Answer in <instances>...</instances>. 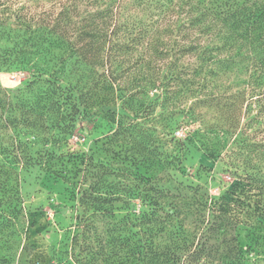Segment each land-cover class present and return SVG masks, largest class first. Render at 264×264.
I'll return each instance as SVG.
<instances>
[{
  "label": "trees",
  "instance_id": "16d2710c",
  "mask_svg": "<svg viewBox=\"0 0 264 264\" xmlns=\"http://www.w3.org/2000/svg\"><path fill=\"white\" fill-rule=\"evenodd\" d=\"M134 1L144 6L152 2ZM157 2L160 0H154ZM148 10L139 8L144 14ZM109 12L106 9L101 14L108 17ZM69 15V10L57 13L60 18ZM21 18L13 25L0 19V67L28 70L31 74L24 87L15 90L16 94L0 85V110L7 114H3L0 121L14 129L21 123L33 133H39L50 124L61 134L72 135L81 129L75 114L81 113L82 118L91 120L94 114L90 110L95 107L118 111L128 117L123 104L116 106V101L124 98L119 79L128 71L129 64L115 60L112 53L144 49L145 57L142 55L136 66L145 70L151 67L153 57L146 53L165 51H160L157 41L153 40L160 32L157 22H124L111 26L103 21H89L72 26L70 21L62 20L29 24ZM186 18V22L179 23L175 29L186 35L193 32V40L181 45L178 51L194 56L195 61L180 69L176 65L178 58L168 61L161 65L168 71L163 76L175 82L179 90H189L191 85L206 90L195 96L193 105L215 112L217 125L209 124V128L218 126L219 131L232 132L240 119L245 120L239 127L241 148L247 155L256 150L260 159H264V141L249 138L255 117L247 118L252 106L258 103L257 98L264 94V0H241L219 11L189 1ZM122 38L128 43L120 42ZM238 69L241 74L247 73L248 80L245 83L242 78L237 86L245 83L246 88L233 93L227 88L220 91L216 81L227 71ZM187 71L190 77H182L189 74ZM260 88L259 94L246 98L249 91L255 93ZM127 101L132 103V100ZM64 105H69L71 112L65 111ZM140 106L141 103L135 109ZM17 110L22 115L21 120L13 115ZM197 120L201 127L190 131L187 141L197 135L201 137L202 129L207 126L200 113ZM129 130L140 136L138 145L144 155L157 152L159 139L150 132L155 130L153 127L142 129L131 121H120L114 134ZM89 160L91 164L92 156ZM234 176L235 181L256 187L254 200L233 190L236 188L233 183L229 187L236 197L226 198L225 203L220 198L224 199L230 190L215 198L200 183L170 187L138 181L122 184L121 188L93 183L81 191L79 202L93 209L103 227L100 231L90 230V224L84 220L81 248L83 258L88 259L78 263L264 264V171L256 168L253 172L234 173ZM121 190L127 200L116 195H120ZM135 200L137 207L131 203ZM121 201L124 207L118 204ZM244 212L253 218L240 217Z\"/></svg>",
  "mask_w": 264,
  "mask_h": 264
},
{
  "label": "rangeland",
  "instance_id": "374dc122",
  "mask_svg": "<svg viewBox=\"0 0 264 264\" xmlns=\"http://www.w3.org/2000/svg\"><path fill=\"white\" fill-rule=\"evenodd\" d=\"M189 1L212 7L213 10L217 8L218 11L241 2L160 0L154 3V0H149L151 4L144 6L134 0H0V19L11 25L21 17L29 24L62 20L70 21L72 26L89 21H103L111 26L124 22H157L160 32L153 40L157 41L160 51H166L146 53L153 57L151 67L145 70L136 66V61L142 55L145 57L144 49L125 54L112 53L115 60H124L129 64L128 71L119 79L124 98H117L116 101V106L123 104L121 106L129 113L128 117H123L118 111L95 107L90 110L94 114L91 120L82 118L81 113L75 114L81 129L72 135L61 134L50 124L46 125L48 129L33 133L21 123L14 129L0 121V264H79L78 261H87L88 257L83 258L85 255L81 248L84 220L87 219L90 230L100 231L103 223L93 209L80 205L79 197L82 190L96 182L100 186L112 184L120 188L122 184L138 181H152L170 187L180 183H200L215 198L230 190L224 199L220 198L224 203L226 198L236 197L232 187H229L233 183L236 186L233 190L255 199L256 187L234 180V173L253 172L256 168L264 171V159H260L256 150L247 155L241 148L239 127L244 125L245 120L240 119V124L232 132L219 131L218 126L209 128V124L217 125L215 112L193 105L195 96L206 90L194 85L189 90H179L175 82L163 76L168 71H164L166 69L161 65L168 61L178 58V69L195 61L194 56L178 51L181 45L193 40V32L186 35V32L175 29L179 23L186 22ZM140 7L149 10L144 14L139 11ZM62 9L69 10L70 15L57 17ZM106 9L110 11L108 17L101 14ZM119 40L128 43L126 39ZM187 72L189 74H182V77H190V71ZM30 76L28 70H5L0 67V85L14 91V94L17 88L24 87ZM242 78L246 83L247 73L241 74L239 69L227 71L216 84L220 91L227 88L233 93L245 86V83L237 86ZM261 89L255 93L246 91V98L259 94ZM2 99L5 101V97ZM257 99L258 103L252 106L247 116L255 117L249 138L253 136L255 141H264V94ZM127 100H132V103ZM140 103V109H135ZM68 106L62 108L71 112ZM198 113L207 126L202 129L201 137L197 135L187 141L189 132L201 127ZM3 114L7 115L1 109L0 117ZM13 115L22 119L19 110ZM120 121H131L142 129L153 127L155 130L150 132L159 139L157 152L144 155L141 145H138L140 136L134 131L114 134ZM116 195L126 199L123 190ZM136 201L131 202L135 207ZM123 203L118 204L124 207ZM244 215L245 212L240 217ZM245 217L253 218L248 214Z\"/></svg>",
  "mask_w": 264,
  "mask_h": 264
}]
</instances>
